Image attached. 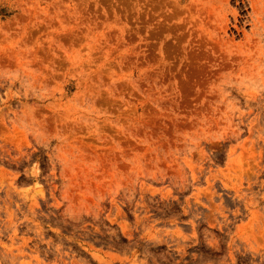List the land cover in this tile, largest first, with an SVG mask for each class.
<instances>
[{"label":"rangeland","instance_id":"rangeland-1","mask_svg":"<svg viewBox=\"0 0 264 264\" xmlns=\"http://www.w3.org/2000/svg\"><path fill=\"white\" fill-rule=\"evenodd\" d=\"M0 264H264V0H0Z\"/></svg>","mask_w":264,"mask_h":264}]
</instances>
